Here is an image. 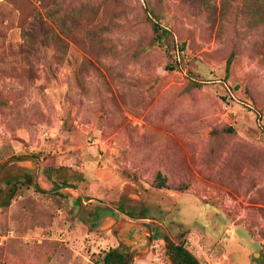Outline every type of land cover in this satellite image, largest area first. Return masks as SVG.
<instances>
[{"label":"rangeland","instance_id":"obj_1","mask_svg":"<svg viewBox=\"0 0 264 264\" xmlns=\"http://www.w3.org/2000/svg\"><path fill=\"white\" fill-rule=\"evenodd\" d=\"M166 237L264 264V0H0V264Z\"/></svg>","mask_w":264,"mask_h":264},{"label":"trees","instance_id":"obj_2","mask_svg":"<svg viewBox=\"0 0 264 264\" xmlns=\"http://www.w3.org/2000/svg\"><path fill=\"white\" fill-rule=\"evenodd\" d=\"M41 21V27L46 23L43 20ZM39 21V22H40ZM48 24V23H46ZM45 27V26H44ZM153 30L156 33V40L159 43L164 42L167 38L170 32L163 28L158 23H153ZM32 34V33H31ZM231 60L228 61V68L231 64ZM159 185L165 186L166 182L162 178L161 175H159ZM167 241V255L169 257V260L171 264H202L200 259L189 249L186 247L184 243H176L173 241L170 237H166ZM123 255L118 252L117 249H111L107 252L106 257L104 259L105 264H119L118 261H123Z\"/></svg>","mask_w":264,"mask_h":264},{"label":"water","instance_id":"obj_3","mask_svg":"<svg viewBox=\"0 0 264 264\" xmlns=\"http://www.w3.org/2000/svg\"><path fill=\"white\" fill-rule=\"evenodd\" d=\"M133 232V237L130 238V233ZM151 228L148 224L135 221H124L121 223L119 237L122 242L135 250L142 252L150 244Z\"/></svg>","mask_w":264,"mask_h":264},{"label":"flooded vegetation","instance_id":"obj_4","mask_svg":"<svg viewBox=\"0 0 264 264\" xmlns=\"http://www.w3.org/2000/svg\"><path fill=\"white\" fill-rule=\"evenodd\" d=\"M129 236H130V238H134L133 237V232H131ZM150 240H151V238H150ZM120 241L122 242V240H120ZM122 246L128 250L129 255L132 256V257L135 256V254L137 255L138 253H140V252H136L135 250H132V248L130 246L124 244L123 242H122ZM122 262L123 261H118L119 264H122Z\"/></svg>","mask_w":264,"mask_h":264}]
</instances>
